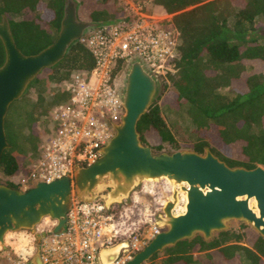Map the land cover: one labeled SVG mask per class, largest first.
Masks as SVG:
<instances>
[{
    "label": "trees",
    "instance_id": "16d2710c",
    "mask_svg": "<svg viewBox=\"0 0 264 264\" xmlns=\"http://www.w3.org/2000/svg\"><path fill=\"white\" fill-rule=\"evenodd\" d=\"M72 1L82 22L108 24L119 18L113 0ZM69 2L0 0V22L3 17L9 20L24 55H36L58 39ZM152 2L173 15L180 38L174 72L168 73L164 86L169 89L167 100L154 102L137 124L142 144L158 152L210 151L230 168L264 167V0ZM4 62L0 40V67ZM123 65L119 63L116 73ZM94 66L91 52L81 40L75 41L62 61L44 69L11 104L5 118L9 147L0 162L2 177L30 173L27 158L38 153L52 107L69 99L67 92L53 86L69 80L75 71L89 73ZM31 89L33 99L27 95ZM163 108L187 116L195 128L191 140L177 141L162 117ZM0 185L19 189L1 180ZM251 233L242 225L240 231H224L210 241L197 235L166 248L161 264H264V238Z\"/></svg>",
    "mask_w": 264,
    "mask_h": 264
},
{
    "label": "water",
    "instance_id": "95a60500",
    "mask_svg": "<svg viewBox=\"0 0 264 264\" xmlns=\"http://www.w3.org/2000/svg\"><path fill=\"white\" fill-rule=\"evenodd\" d=\"M91 27L92 24L78 19L75 4L69 2L56 42L36 55L26 56L15 43L9 20L3 17L0 40L5 62L0 67V162L9 147L5 118L11 104L23 96L44 69L62 61L71 44ZM161 83L139 61L132 62L123 81L125 114L94 164L77 167L73 177L41 182L27 191L0 185L1 245L9 232L32 230L47 217L58 221L54 233H61L73 194L83 203L102 200L110 208L128 200L140 183L162 179L187 184V188H182L187 195L186 211L182 215L174 214L178 202V195L174 194L173 201H167L156 222L160 233L127 264H144L155 254L197 235L210 241L216 233L227 231L231 221L252 226L264 238V167L230 168L210 151L204 155L193 151L155 154L142 144L137 124L152 105ZM253 200L256 207L250 205ZM125 247L122 243L102 250V264L115 262ZM32 262L42 264L40 255Z\"/></svg>",
    "mask_w": 264,
    "mask_h": 264
},
{
    "label": "built area",
    "instance_id": "2783aa9c",
    "mask_svg": "<svg viewBox=\"0 0 264 264\" xmlns=\"http://www.w3.org/2000/svg\"><path fill=\"white\" fill-rule=\"evenodd\" d=\"M156 7L151 1L126 0L115 22L97 24L83 34L80 40L95 66L89 73L73 72L56 87L69 99L54 105L48 115L28 182L36 186L73 177L77 167L91 166L101 157L125 114L123 81L132 62L139 61L161 81L174 72L180 34ZM119 63L125 66L116 73ZM137 203L135 199L133 207L107 208L101 200L83 203L75 196L61 233H54L58 221L47 217L32 230L6 234L0 264H33L37 254L42 264H102L101 251L122 243L126 247L112 264H127L161 231L155 224L148 234L141 233L138 223L129 221Z\"/></svg>",
    "mask_w": 264,
    "mask_h": 264
},
{
    "label": "rangeland",
    "instance_id": "374dc122",
    "mask_svg": "<svg viewBox=\"0 0 264 264\" xmlns=\"http://www.w3.org/2000/svg\"><path fill=\"white\" fill-rule=\"evenodd\" d=\"M70 2H73L72 0H69ZM152 2V0H138V2L142 3H149ZM213 1V0H209ZM115 9L118 11V15L123 10L124 3L126 0H113ZM74 3V2H73ZM194 7L187 9L191 10ZM155 10L157 12L163 13V11L156 7ZM164 15V14H163ZM173 18V15H168V19ZM97 24H92V27L96 26ZM258 64L256 65V69L258 68ZM165 84H168L167 77L162 81L161 87L159 91L156 94V97L153 100L154 102H158V104H164V102L168 98V92L169 89H164ZM54 89H57L55 86H53ZM27 95L33 99L35 98V92L34 89H31ZM152 103V104H153ZM162 117L165 120L166 124L169 126L173 134L176 136V139L178 142L182 143L187 140H191L195 134V128L191 124V122L188 120L187 116L185 114H177L174 112H170L167 109L162 110ZM149 147V146H148ZM155 154L160 153H169L171 151H163L158 152L156 150H152ZM180 151H188V150H180ZM174 153V152H172ZM171 154V153H170ZM35 155L30 154L27 158V162L29 164V167L33 163ZM0 180L4 183H12L19 187L22 191H27L33 187L32 182H28L25 175H19L15 176L13 178H4L0 174ZM27 181V182H26ZM145 189L148 192H144ZM149 191H154L152 194H149ZM178 191L179 193V204L176 206L174 214L182 215L185 213L186 208V199L183 196V192L181 190L180 186H176L170 181L166 179H162L159 181H144L140 183L135 190L130 194V197L128 200L124 201L122 204H118L119 207L127 206V207H133L135 199L139 201L137 203V207L134 208V214L131 215V219L129 221H135L137 224V227H139L141 233L148 234L153 227L155 226L156 222L159 220L160 216L163 214V208L165 207L167 201L173 200L174 192ZM106 194V193H105ZM76 195L73 194V197ZM102 201V200H101ZM103 202V201H102ZM181 202V203H180ZM242 225L248 226L253 230V235L258 234L255 229L244 223V222H238V221H231L227 224L228 228L227 231L237 230L240 231ZM217 235V233L214 235V237ZM164 252H161L159 257L153 260L152 264H161L162 259L164 258L163 255ZM201 256V255H199ZM151 262V261H150Z\"/></svg>",
    "mask_w": 264,
    "mask_h": 264
},
{
    "label": "bare ground",
    "instance_id": "6f19581e",
    "mask_svg": "<svg viewBox=\"0 0 264 264\" xmlns=\"http://www.w3.org/2000/svg\"><path fill=\"white\" fill-rule=\"evenodd\" d=\"M154 181H156V180H154ZM171 183H173L174 185H176V186H180L181 187V190H182V188H187V184L186 183H182V184H176L174 181H170ZM183 192V196H184V198L185 199H187V195H186V193L184 192V191H182ZM177 193V195H178V202H177V204H176V206L179 204V193H178V191H175L174 192V194H176ZM173 201V200H172ZM181 203V202H180ZM251 207H256V203H255V201L253 200L252 202H251ZM257 212V211H256Z\"/></svg>",
    "mask_w": 264,
    "mask_h": 264
}]
</instances>
